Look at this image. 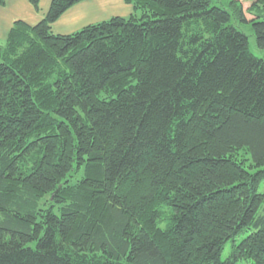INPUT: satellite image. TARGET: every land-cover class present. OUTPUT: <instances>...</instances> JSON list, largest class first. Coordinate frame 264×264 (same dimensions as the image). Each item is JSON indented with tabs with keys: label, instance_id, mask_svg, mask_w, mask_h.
<instances>
[{
	"label": "trees",
	"instance_id": "obj_1",
	"mask_svg": "<svg viewBox=\"0 0 264 264\" xmlns=\"http://www.w3.org/2000/svg\"><path fill=\"white\" fill-rule=\"evenodd\" d=\"M83 1L0 45V264H264V0Z\"/></svg>",
	"mask_w": 264,
	"mask_h": 264
},
{
	"label": "crops",
	"instance_id": "obj_2",
	"mask_svg": "<svg viewBox=\"0 0 264 264\" xmlns=\"http://www.w3.org/2000/svg\"><path fill=\"white\" fill-rule=\"evenodd\" d=\"M247 2L249 0H242ZM51 0H40L39 10L35 11L28 0H5L0 7V44H4L8 33L17 21H22L33 26L41 21L46 15ZM246 7V8H247ZM244 7V9H246ZM133 9L123 0H86L68 9L61 17L52 24L53 34L66 35L80 30L81 28L106 20L113 16L125 17L130 15Z\"/></svg>",
	"mask_w": 264,
	"mask_h": 264
},
{
	"label": "rangeland",
	"instance_id": "obj_3",
	"mask_svg": "<svg viewBox=\"0 0 264 264\" xmlns=\"http://www.w3.org/2000/svg\"><path fill=\"white\" fill-rule=\"evenodd\" d=\"M217 0H211V4L214 5L216 4ZM244 2V6L243 7H247L248 3ZM139 14V12H138ZM237 26V28L241 31H243L247 36H248V42H249V49L251 51L252 54H254L256 57L258 58H264V52L260 51L256 44H255V38L253 35V32L250 28L249 25H244V24H239L236 23L235 24ZM2 45V44H0ZM259 193H264V181L261 183L260 188H259ZM230 252V245L229 243H227V245L224 247L223 252L221 253V260H225Z\"/></svg>",
	"mask_w": 264,
	"mask_h": 264
}]
</instances>
